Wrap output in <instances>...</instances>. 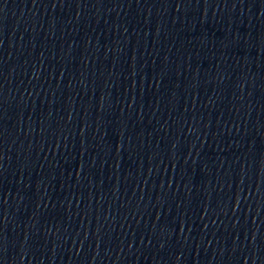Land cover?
I'll use <instances>...</instances> for the list:
<instances>
[{"label": "water", "instance_id": "water-1", "mask_svg": "<svg viewBox=\"0 0 264 264\" xmlns=\"http://www.w3.org/2000/svg\"><path fill=\"white\" fill-rule=\"evenodd\" d=\"M0 264H264V0H0Z\"/></svg>", "mask_w": 264, "mask_h": 264}]
</instances>
